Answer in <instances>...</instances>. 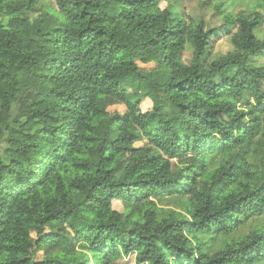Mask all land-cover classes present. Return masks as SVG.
I'll return each instance as SVG.
<instances>
[{"label": "trees", "instance_id": "1", "mask_svg": "<svg viewBox=\"0 0 264 264\" xmlns=\"http://www.w3.org/2000/svg\"><path fill=\"white\" fill-rule=\"evenodd\" d=\"M161 1L0 0V264H264V14Z\"/></svg>", "mask_w": 264, "mask_h": 264}, {"label": "rangeland", "instance_id": "2", "mask_svg": "<svg viewBox=\"0 0 264 264\" xmlns=\"http://www.w3.org/2000/svg\"><path fill=\"white\" fill-rule=\"evenodd\" d=\"M216 2H222L223 7L226 11H231L236 14L239 18L242 19H256L259 18L261 14H264V6L263 4L256 2L254 0H176L175 4L179 6V9L183 10L186 14L192 15L195 18H198L199 16H204L206 18H209L210 16H213L214 19H212V22H220L221 18L217 17V15H214V8L213 5ZM167 5L166 0H162L153 10L155 11H161L165 6ZM259 35L264 37V19L263 22L259 28L258 31ZM195 34V26H192L189 28L188 32V41L186 44V47L182 49V59L185 62H188L192 50L189 46L191 41L193 40ZM232 48V43L230 41L229 36L222 37L217 40L212 41L211 50L213 54H221L225 53L228 50ZM261 61L264 62V58H261ZM142 67V70L145 74H148L151 77H158L159 73L158 70L155 68V64L153 62L147 63V64H139ZM228 96H232V94H228ZM151 107V102L148 99H144L141 103V110L145 111L148 110ZM108 111L110 113L113 112H124L126 110V107L123 103L116 102L110 106H108ZM145 143V141H136L134 143L135 146H142ZM113 208L122 211L123 206L120 201L115 200L112 203ZM134 220L141 221L142 215H136L134 216ZM41 255V252L38 253V256ZM134 256L130 257L129 262L130 264H135L134 262Z\"/></svg>", "mask_w": 264, "mask_h": 264}]
</instances>
